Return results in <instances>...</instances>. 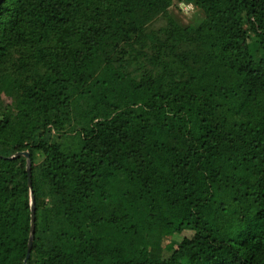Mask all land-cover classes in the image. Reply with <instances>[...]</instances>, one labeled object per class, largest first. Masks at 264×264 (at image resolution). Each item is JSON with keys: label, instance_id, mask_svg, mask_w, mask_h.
<instances>
[{"label": "trees", "instance_id": "obj_1", "mask_svg": "<svg viewBox=\"0 0 264 264\" xmlns=\"http://www.w3.org/2000/svg\"><path fill=\"white\" fill-rule=\"evenodd\" d=\"M0 264H264V0H0Z\"/></svg>", "mask_w": 264, "mask_h": 264}, {"label": "water", "instance_id": "obj_2", "mask_svg": "<svg viewBox=\"0 0 264 264\" xmlns=\"http://www.w3.org/2000/svg\"><path fill=\"white\" fill-rule=\"evenodd\" d=\"M24 156L26 159V172H27V184L29 186V188H31V181H30V157H29V152L27 151H19L16 152L15 155L13 156ZM12 156V157H13ZM35 207H34V197L32 195V193L30 192V222H29V234H28V240H27V249H26V254L24 257L23 262H26L28 256H29V252H30V248L32 245V239H33V233H34V220H35Z\"/></svg>", "mask_w": 264, "mask_h": 264}, {"label": "rangeland", "instance_id": "obj_3", "mask_svg": "<svg viewBox=\"0 0 264 264\" xmlns=\"http://www.w3.org/2000/svg\"><path fill=\"white\" fill-rule=\"evenodd\" d=\"M178 8H179L178 12H180L182 20L184 22H188V20L190 19V14H191V10H190L189 6L185 5V4H181L180 6L178 5ZM188 235H189V232L185 231L184 233H181L180 235L174 234L171 239L173 242H178L181 240V238L183 236H188Z\"/></svg>", "mask_w": 264, "mask_h": 264}, {"label": "built area", "instance_id": "obj_4", "mask_svg": "<svg viewBox=\"0 0 264 264\" xmlns=\"http://www.w3.org/2000/svg\"><path fill=\"white\" fill-rule=\"evenodd\" d=\"M181 4H183V3H181ZM181 4H180V5H181Z\"/></svg>", "mask_w": 264, "mask_h": 264}]
</instances>
